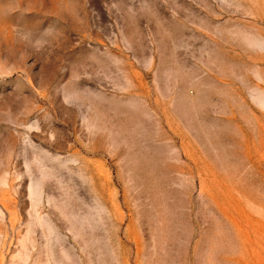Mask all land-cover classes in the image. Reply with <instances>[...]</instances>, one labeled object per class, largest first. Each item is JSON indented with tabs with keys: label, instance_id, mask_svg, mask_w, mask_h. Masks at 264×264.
Wrapping results in <instances>:
<instances>
[{
	"label": "rangeland",
	"instance_id": "rangeland-1",
	"mask_svg": "<svg viewBox=\"0 0 264 264\" xmlns=\"http://www.w3.org/2000/svg\"><path fill=\"white\" fill-rule=\"evenodd\" d=\"M0 264H264V0H0Z\"/></svg>",
	"mask_w": 264,
	"mask_h": 264
}]
</instances>
